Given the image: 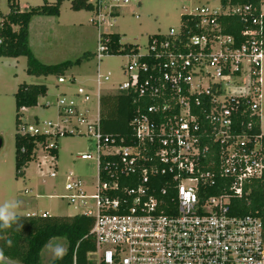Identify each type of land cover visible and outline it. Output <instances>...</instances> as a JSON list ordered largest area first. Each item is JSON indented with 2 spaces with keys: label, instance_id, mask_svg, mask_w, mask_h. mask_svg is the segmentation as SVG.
Wrapping results in <instances>:
<instances>
[{
  "label": "built area",
  "instance_id": "2783aa9c",
  "mask_svg": "<svg viewBox=\"0 0 264 264\" xmlns=\"http://www.w3.org/2000/svg\"><path fill=\"white\" fill-rule=\"evenodd\" d=\"M129 3L96 1L92 22L99 31V61L113 56L111 33L103 28ZM184 15L191 20L151 37L146 53L124 55L125 79L110 92L101 90L110 76L98 73L96 97L82 87L72 96L62 93L56 123L37 120L19 128L22 136L47 139L35 156L42 148L55 168L52 152L61 138L85 136L95 143V155L79 157L97 160L96 192L87 195L73 174L66 185L70 202H79L87 210L83 215L95 220V249L82 263L75 254L72 264H264L262 210L239 215L236 206H251L254 190L264 191V0L258 7L220 0L219 9L203 6ZM229 16L246 24L239 39L225 34L220 20ZM117 93L152 102L132 123L134 146L119 145L102 131L101 97ZM94 100L92 117L82 106ZM213 189L217 193L211 195Z\"/></svg>",
  "mask_w": 264,
  "mask_h": 264
},
{
  "label": "rangeland",
  "instance_id": "374dc122",
  "mask_svg": "<svg viewBox=\"0 0 264 264\" xmlns=\"http://www.w3.org/2000/svg\"><path fill=\"white\" fill-rule=\"evenodd\" d=\"M55 4L57 0H47ZM96 4L97 0H89ZM106 1V0H104ZM22 11L41 6L45 0H18ZM219 9L220 0H130L122 6L113 18H109L112 26H105L104 32L119 34L122 44L138 46L141 53H146L149 40L155 35L168 34L170 29H179L182 15L189 14L201 7ZM10 12L8 0H0V14ZM92 11H76L73 0H65L60 9V15L35 16L30 23V47L35 57L47 65L60 64L66 61H76L84 58L81 66L68 71L66 83L59 84L55 76L37 77L27 73V58L0 57V137L3 146L0 150V203L10 199H19L23 205L18 215H41L48 211L51 216H75L84 214L87 210L79 202L73 204L66 197V185L70 174L84 182L86 194L91 196L96 190L94 184L98 180L97 160L85 161L79 156L83 153H96L95 143L85 136H70L59 140V155L55 168L47 161V154L42 148L37 151L36 158L25 169L23 176H17L16 169V137L19 133L15 94L20 85H45L48 95L39 100L38 106L20 111L23 123L30 125L37 120L41 122H57L56 101L62 93L72 96L79 88L92 90V96H97L93 88H97L98 73L110 76L111 81L103 80L102 92H110L117 83L124 81L122 69L129 58L108 56L99 61L95 54L99 46L98 27L92 20ZM74 79L73 81H71ZM262 106L261 130L264 133V59L262 62ZM52 107L44 108L45 103ZM90 108L92 117L96 115L97 101L94 100L82 108ZM56 171V177L51 174ZM89 206L94 204L88 200ZM69 247L65 238H57ZM50 251L44 247L41 252L40 264H53Z\"/></svg>",
  "mask_w": 264,
  "mask_h": 264
},
{
  "label": "trees",
  "instance_id": "16d2710c",
  "mask_svg": "<svg viewBox=\"0 0 264 264\" xmlns=\"http://www.w3.org/2000/svg\"><path fill=\"white\" fill-rule=\"evenodd\" d=\"M65 0H57L55 4H49L47 0L38 7L22 11L18 0H8L10 12L7 15L0 14V57L27 58V73L30 76L48 77L55 76L58 79L66 77L68 71L76 66H81L84 59L88 60V54L84 58L76 61H66L60 64L47 65L40 62L32 52L30 47V23L35 16L60 15V9ZM224 5H253L258 7L261 0H221ZM73 8L76 11H95L94 4L89 0H73ZM182 19H190L185 15ZM191 20V19H190ZM188 24H192V22ZM221 23L225 27V34L240 38L241 32L246 29V24L237 16L221 18ZM110 39V48L113 56L135 54L139 51L138 46L122 44L119 34L111 33L107 35ZM96 56V54H95ZM48 95V88L45 85H20L15 94L18 129L23 124L19 112L23 108H34L38 106L39 100ZM152 104L148 98H140L135 94L117 93L105 94L101 97V126L106 135L112 136L116 143L126 147L136 144L133 121L142 113L147 111V107ZM38 144L46 145L45 137L22 136L19 133L16 137V169L17 176H23L25 169L36 158L35 151ZM59 150V149H58ZM52 154L58 160L59 151ZM118 160V158H114ZM107 160L104 159V162ZM217 193L216 189L210 190V194ZM251 206L243 202H237L240 206L239 215H246L251 211L262 210L264 215V191L262 188L254 190L250 198ZM22 228L17 229L15 225L12 229L0 232V248L3 249L7 257V264H40L41 252L53 238H65L69 247L63 259H57L53 264H72L74 256L80 263L87 260V255L95 249V244L90 235L94 225V218L83 214L69 216H47L42 215H18ZM11 241L9 246L8 241Z\"/></svg>",
  "mask_w": 264,
  "mask_h": 264
},
{
  "label": "clouds",
  "instance_id": "9594fccd",
  "mask_svg": "<svg viewBox=\"0 0 264 264\" xmlns=\"http://www.w3.org/2000/svg\"><path fill=\"white\" fill-rule=\"evenodd\" d=\"M22 205L23 201L19 199H10L0 203V232L12 229L14 225L17 229L23 227L18 216V211ZM8 244L9 246L11 245L10 240ZM45 247L50 251L54 259H63L68 251L67 246L58 242L55 238L49 241ZM0 264H7V257L2 248H0Z\"/></svg>",
  "mask_w": 264,
  "mask_h": 264
},
{
  "label": "crops",
  "instance_id": "0c3cea01",
  "mask_svg": "<svg viewBox=\"0 0 264 264\" xmlns=\"http://www.w3.org/2000/svg\"><path fill=\"white\" fill-rule=\"evenodd\" d=\"M20 8H21V7H20ZM96 89H97V88H93V91L96 92ZM25 110H28V109L26 108ZM25 110H24V111H25ZM58 151H59V150H58ZM44 213H49V212H48V211H45ZM32 214H33V213H32ZM32 214H26V216H28V215H32ZM49 215H51V214H49ZM22 216H23V215H22Z\"/></svg>",
  "mask_w": 264,
  "mask_h": 264
},
{
  "label": "water",
  "instance_id": "95a60500",
  "mask_svg": "<svg viewBox=\"0 0 264 264\" xmlns=\"http://www.w3.org/2000/svg\"><path fill=\"white\" fill-rule=\"evenodd\" d=\"M2 146H3V139L0 137V150H1Z\"/></svg>",
  "mask_w": 264,
  "mask_h": 264
}]
</instances>
